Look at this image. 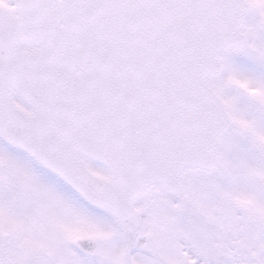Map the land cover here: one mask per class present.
<instances>
[{
  "label": "snow or ice",
  "instance_id": "obj_1",
  "mask_svg": "<svg viewBox=\"0 0 264 264\" xmlns=\"http://www.w3.org/2000/svg\"><path fill=\"white\" fill-rule=\"evenodd\" d=\"M0 264H264V0H0Z\"/></svg>",
  "mask_w": 264,
  "mask_h": 264
}]
</instances>
